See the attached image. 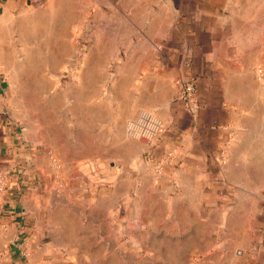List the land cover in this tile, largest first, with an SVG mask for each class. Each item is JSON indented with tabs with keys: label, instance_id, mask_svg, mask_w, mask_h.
I'll list each match as a JSON object with an SVG mask.
<instances>
[{
	"label": "rangeland",
	"instance_id": "1",
	"mask_svg": "<svg viewBox=\"0 0 264 264\" xmlns=\"http://www.w3.org/2000/svg\"><path fill=\"white\" fill-rule=\"evenodd\" d=\"M58 3L24 14L2 52L20 136L47 161L42 181L29 179L44 203L43 263L264 264V173L227 171L235 135L207 159L204 196L180 200L178 181L152 173V156L165 152L154 154L158 136L148 143L126 132L150 113H130L127 23L103 6L88 14ZM249 181L259 188L243 189Z\"/></svg>",
	"mask_w": 264,
	"mask_h": 264
},
{
	"label": "crops",
	"instance_id": "2",
	"mask_svg": "<svg viewBox=\"0 0 264 264\" xmlns=\"http://www.w3.org/2000/svg\"><path fill=\"white\" fill-rule=\"evenodd\" d=\"M46 1L0 0V170L9 174L0 211V264H44L37 237L44 203L29 179L33 174L42 181L47 161L20 136L7 97L9 84L2 78L6 75L2 52L13 44L16 23ZM67 3L59 0L58 5ZM72 4L86 7L88 14L92 7L103 6L112 20L119 14L127 23V37L133 38L136 48L126 58L135 63L130 113L150 112L164 123L153 150L156 155L177 150L176 171L168 167L163 176L183 186L180 200L204 196L200 183L206 180L207 159L215 158L229 133L235 137L228 148L227 171L264 173V74L257 75L258 67L264 72V0H72ZM178 76L195 77L201 102L195 118L174 101L173 81ZM242 188L259 187L249 181ZM25 246L30 252L26 262L20 257Z\"/></svg>",
	"mask_w": 264,
	"mask_h": 264
},
{
	"label": "built area",
	"instance_id": "3",
	"mask_svg": "<svg viewBox=\"0 0 264 264\" xmlns=\"http://www.w3.org/2000/svg\"><path fill=\"white\" fill-rule=\"evenodd\" d=\"M264 74L261 67L257 68V75L262 77ZM3 80L6 76L3 75ZM196 80L193 76H178L173 84L177 89L174 101L188 114L195 118L201 108V102L196 91ZM165 131V125L156 115L152 113H142L138 118L129 122L126 126L128 135L135 139L144 140L149 143L153 138ZM179 157L176 149H168L160 157L151 160V170L155 177H159L170 166L178 164ZM7 184L6 174L0 170V211L2 208L4 192ZM25 253V252H23ZM2 251L0 250V258Z\"/></svg>",
	"mask_w": 264,
	"mask_h": 264
}]
</instances>
